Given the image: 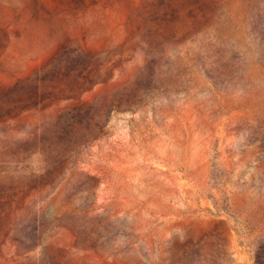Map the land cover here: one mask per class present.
Here are the masks:
<instances>
[{
	"label": "rangeland",
	"instance_id": "1",
	"mask_svg": "<svg viewBox=\"0 0 264 264\" xmlns=\"http://www.w3.org/2000/svg\"><path fill=\"white\" fill-rule=\"evenodd\" d=\"M0 264H264V0H0Z\"/></svg>",
	"mask_w": 264,
	"mask_h": 264
}]
</instances>
